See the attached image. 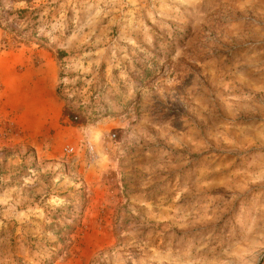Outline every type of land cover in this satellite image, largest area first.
Masks as SVG:
<instances>
[{
  "label": "rangeland",
  "instance_id": "1",
  "mask_svg": "<svg viewBox=\"0 0 264 264\" xmlns=\"http://www.w3.org/2000/svg\"><path fill=\"white\" fill-rule=\"evenodd\" d=\"M0 264H264V0H0Z\"/></svg>",
  "mask_w": 264,
  "mask_h": 264
},
{
  "label": "crops",
  "instance_id": "2",
  "mask_svg": "<svg viewBox=\"0 0 264 264\" xmlns=\"http://www.w3.org/2000/svg\"><path fill=\"white\" fill-rule=\"evenodd\" d=\"M22 93H14L8 100L11 110H19L16 123L25 135L53 134L67 126L62 125L64 100L56 94L54 71H31L26 73Z\"/></svg>",
  "mask_w": 264,
  "mask_h": 264
},
{
  "label": "built area",
  "instance_id": "3",
  "mask_svg": "<svg viewBox=\"0 0 264 264\" xmlns=\"http://www.w3.org/2000/svg\"><path fill=\"white\" fill-rule=\"evenodd\" d=\"M73 146H69V145H66L65 147H64V150L67 152V153H71V152H73Z\"/></svg>",
  "mask_w": 264,
  "mask_h": 264
}]
</instances>
